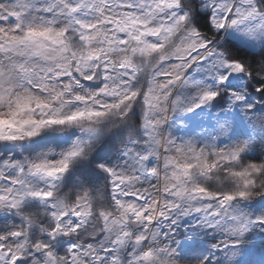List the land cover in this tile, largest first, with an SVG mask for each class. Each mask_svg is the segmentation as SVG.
Returning <instances> with one entry per match:
<instances>
[{
	"label": "snow or ice",
	"instance_id": "obj_1",
	"mask_svg": "<svg viewBox=\"0 0 264 264\" xmlns=\"http://www.w3.org/2000/svg\"><path fill=\"white\" fill-rule=\"evenodd\" d=\"M0 264H264V0H0Z\"/></svg>",
	"mask_w": 264,
	"mask_h": 264
}]
</instances>
